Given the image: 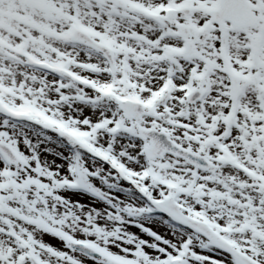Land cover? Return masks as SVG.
Instances as JSON below:
<instances>
[{
  "label": "snow or ice",
  "instance_id": "1",
  "mask_svg": "<svg viewBox=\"0 0 264 264\" xmlns=\"http://www.w3.org/2000/svg\"><path fill=\"white\" fill-rule=\"evenodd\" d=\"M0 264H264V0H0Z\"/></svg>",
  "mask_w": 264,
  "mask_h": 264
},
{
  "label": "rangeland",
  "instance_id": "2",
  "mask_svg": "<svg viewBox=\"0 0 264 264\" xmlns=\"http://www.w3.org/2000/svg\"><path fill=\"white\" fill-rule=\"evenodd\" d=\"M54 242V241H53Z\"/></svg>",
  "mask_w": 264,
  "mask_h": 264
}]
</instances>
